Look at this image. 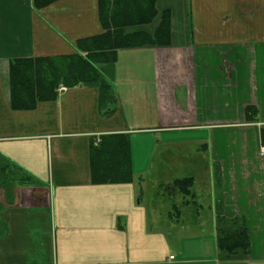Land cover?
<instances>
[{
    "label": "crops",
    "instance_id": "0c3cea01",
    "mask_svg": "<svg viewBox=\"0 0 264 264\" xmlns=\"http://www.w3.org/2000/svg\"><path fill=\"white\" fill-rule=\"evenodd\" d=\"M34 2L0 0V163L18 177L11 203L0 192V264H264V0H154V21L125 33L153 36L167 12L168 45L118 50L99 66L111 102L100 108L98 82L15 111L10 62L75 55L103 33L97 0ZM119 136L131 181L94 184L92 149ZM171 165L189 171L192 203L174 177L149 207L144 175ZM205 171L204 231L194 188ZM219 204L228 221L245 218L248 254L218 253Z\"/></svg>",
    "mask_w": 264,
    "mask_h": 264
},
{
    "label": "trees",
    "instance_id": "16d2710c",
    "mask_svg": "<svg viewBox=\"0 0 264 264\" xmlns=\"http://www.w3.org/2000/svg\"><path fill=\"white\" fill-rule=\"evenodd\" d=\"M51 1L55 0H35L34 3L39 7L48 5ZM97 1L103 33L92 39L78 41L77 54L10 62L8 81L12 110L28 111L34 109L38 102L55 100L59 85L68 90L97 83V68L114 63L118 50L148 45H168L170 23L167 12L161 14V22L153 36L146 33H125L128 27L148 25L154 21L158 16L154 0ZM99 88L101 102L99 103L100 108H103L105 102L112 101V92L109 90V85L102 80H99ZM127 140L125 136L104 138L99 148L92 149L90 168L91 181L94 184L131 181ZM10 170L6 165H0V190H3V197L7 203L12 202V191L18 180L16 173ZM193 183V179L189 177L174 180L173 186L181 195L190 196ZM222 213V206L219 204L215 224L218 253L226 257L248 254L250 242L244 226L245 218L228 221Z\"/></svg>",
    "mask_w": 264,
    "mask_h": 264
},
{
    "label": "rangeland",
    "instance_id": "374dc122",
    "mask_svg": "<svg viewBox=\"0 0 264 264\" xmlns=\"http://www.w3.org/2000/svg\"><path fill=\"white\" fill-rule=\"evenodd\" d=\"M98 77H99V75H98ZM99 80H101V79L98 78V82H99ZM93 84H95V83H93ZM59 86H61V85H59ZM62 87H64V86H62ZM77 87H79V86H77ZM64 88L66 89V87H64ZM64 91H66V90H64ZM62 92L63 91H60V93H62ZM135 137H138L139 144H142L143 142H146L145 139H147V137H149L148 140L151 143V147L155 146V144H154L155 143V140H154L155 138H154L153 134L135 135V136H133V139H136ZM130 141L132 143V149H133L134 153L137 152V150L140 151V152L143 151V146L142 145H140L141 147H139V149H137L136 145H135V140H130ZM160 149L161 148H158L157 150H160ZM173 150H174V147L172 148V151ZM185 161L186 162H191L192 160L191 159H188V160L184 159V162ZM0 165H2V163H0ZM181 166L184 167L183 164H181ZM185 169L189 170L188 168H185ZM188 172L189 171L184 170L182 167H181V170H178L177 168H173V166L171 165L170 167H168V166L162 167L161 168V172L158 173V174L154 175L153 173H151V174H148V175L147 174L144 175L145 184L143 186L144 188L140 192V198H145V202H147V200H148L147 205H150L149 207L152 206L150 204V200H152V203L154 202L153 203L154 205H157V203H159L158 196H159V194L161 192V191H159V185L161 183L162 184L166 183V181H168L169 179L173 180L174 177L175 178H184L185 176L189 175ZM200 174H202V175H200V176H202V178H200V180L203 182V184L198 183L197 187L194 188V189H196V196H197L196 197L197 198L196 202H197V204L198 205H202L203 204V206H204L203 209L201 210V214H199V215H201V219L205 223V226H204V231H205L206 230L205 228L209 225V220H208V216L209 215L208 214L210 213L209 212L210 209L207 207V203L210 201L211 197L208 199L207 196H206V193H204V192H207L206 188H208V189L211 188L210 187L211 180H210V177L208 176V173L206 171L204 173H200ZM199 187H200V189H198ZM202 188H203V191L198 192L199 190H202ZM160 190H161V187H160ZM0 192L3 194V190H0ZM202 192L204 193V195H203ZM12 193H13V191H12ZM169 193H171V192H169ZM186 197L189 200L188 202L192 201V198H190L189 196H186ZM178 202H176L177 206L179 205ZM179 207H180V209L182 208V206H179ZM187 211H188L187 212L188 215L185 218H190L191 219V215H190V214H192L191 207L187 208ZM190 223L193 224L192 222H190ZM170 240H171L172 243H174L173 241H175L174 238H172Z\"/></svg>",
    "mask_w": 264,
    "mask_h": 264
},
{
    "label": "built area",
    "instance_id": "2783aa9c",
    "mask_svg": "<svg viewBox=\"0 0 264 264\" xmlns=\"http://www.w3.org/2000/svg\"><path fill=\"white\" fill-rule=\"evenodd\" d=\"M64 90H65L64 87L59 86L57 92L64 91ZM259 157L263 158V160H264V145L259 147Z\"/></svg>",
    "mask_w": 264,
    "mask_h": 264
}]
</instances>
